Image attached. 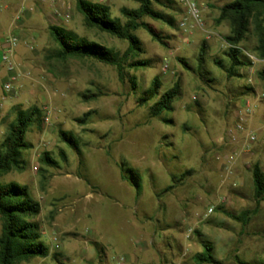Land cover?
I'll return each instance as SVG.
<instances>
[{
    "label": "rangeland",
    "instance_id": "obj_1",
    "mask_svg": "<svg viewBox=\"0 0 264 264\" xmlns=\"http://www.w3.org/2000/svg\"><path fill=\"white\" fill-rule=\"evenodd\" d=\"M65 1L71 6L62 15L49 20L43 10L34 14L37 25L23 29L33 39L21 35L14 12L0 35V40L17 37V49L26 53L17 64L22 74L13 92H4L6 74L0 70V142L14 107L37 106L42 115L40 126L26 132L24 169L1 178L26 186L40 204L35 220L49 255L22 264H127L124 254L139 250L140 243L149 248L142 261L146 264H195L193 257L204 245L220 264H264V201H255L252 179L254 164L264 174V83L257 78L264 58L255 51L252 27L239 45L250 64L238 70V77L228 78L214 63L229 66L224 37L230 27L217 18L220 7L233 0H209L202 13L207 28L186 36L177 28L178 0L154 3L153 9L173 17L175 24L142 19L162 43L143 28L135 31L141 53L127 59L122 81L114 67L50 57L56 50L50 26L119 53L128 48L126 41L86 28L77 0ZM86 1L108 6L111 17L123 23L120 10L138 7L131 0ZM135 62L147 66L130 68ZM154 79L160 83L159 95L176 83L180 89L173 110L160 118L150 117L153 102L138 105ZM84 94L97 98L84 101ZM247 103L252 113L242 124L259 140L239 153L233 150L241 149L244 134L234 144L226 137ZM87 112L86 124H78ZM60 131L74 140L80 155L61 141ZM45 152L55 167L40 163ZM122 166L139 176V193L121 179ZM210 207L214 209L207 214ZM244 211L250 212L246 225L225 215Z\"/></svg>",
    "mask_w": 264,
    "mask_h": 264
},
{
    "label": "trees",
    "instance_id": "obj_2",
    "mask_svg": "<svg viewBox=\"0 0 264 264\" xmlns=\"http://www.w3.org/2000/svg\"><path fill=\"white\" fill-rule=\"evenodd\" d=\"M138 4L136 9L122 8L120 18L111 17L108 6L86 0L76 1V10L83 17L84 26L95 29L121 41L128 43L124 53H119L112 48L105 47L86 38L79 37L76 33L61 27L50 26L49 34L56 44V50L50 55L57 61H65L73 58L78 60H92L97 63L114 67L120 81L124 78V67L130 55L141 53L139 41L134 32L143 28L157 42L162 43L161 38L142 22L143 18L162 21L170 26L175 24L173 17L166 18L163 14L155 11L152 7L159 0H131ZM181 12L180 7L176 10ZM227 21L230 32L224 37L229 46L226 53L229 66L225 67L220 61L214 63L221 68L228 78L238 77V70L250 64L241 53L239 45L245 40L250 26L256 38V52L260 58H264V0H233L220 7L217 23ZM206 46L200 47V62L203 61ZM147 66L146 62H135L130 68ZM257 78L264 83V69L257 73ZM160 83L154 79L148 89L138 99V105L142 106L153 102L150 107V117L160 118L164 112L173 110V103L180 93L179 85L176 83L172 88L159 95ZM84 101L97 98L96 94L82 95ZM13 120L7 127V131L0 142V264H22L36 258H46L49 248L43 242L40 226L35 220L40 213V204L34 201L28 188L16 183H4L1 178L12 171L24 169L22 152L28 148L25 135L32 125L40 126L41 110L37 106L27 109L14 107ZM91 112L85 113L76 122L85 125ZM59 137L73 147L77 154L80 151L74 140L65 132L60 131ZM39 161L47 167H55L56 162L49 153H43ZM121 168V179L127 181L135 190L140 191V178L133 169ZM252 179L254 187V199L256 202L264 201V174L258 164L252 167ZM225 215L246 225L249 221L250 212L244 211L238 215L225 212ZM195 264H220L212 255V248L204 245L203 250L193 257ZM262 264V263H259Z\"/></svg>",
    "mask_w": 264,
    "mask_h": 264
},
{
    "label": "built area",
    "instance_id": "obj_3",
    "mask_svg": "<svg viewBox=\"0 0 264 264\" xmlns=\"http://www.w3.org/2000/svg\"><path fill=\"white\" fill-rule=\"evenodd\" d=\"M209 0H178V4L181 9V16L177 23V28L180 34L186 36L192 33L195 29L204 30L207 27L205 20L202 17V13ZM6 0H0V10L3 8ZM23 13L22 8H18L14 20L18 24L21 21V15ZM187 41V39L185 40ZM19 40L17 37L11 35L8 37H3L0 40V70L5 72V81L3 82V90L6 93L14 91V86L18 83L19 76L22 74L19 65L13 61L14 51L18 46ZM249 60L254 61V59L247 54ZM254 107V106H253ZM244 113L240 116L239 122L233 126L229 131L226 141L229 144H234L238 139L242 138L244 134L243 146L240 150L235 148L233 151L244 153L248 152L250 145L258 142L259 137L254 132H246L243 126V122L246 120V115L252 113L249 103L243 108ZM47 121V118H45ZM213 207L207 210V214H211Z\"/></svg>",
    "mask_w": 264,
    "mask_h": 264
},
{
    "label": "crops",
    "instance_id": "obj_4",
    "mask_svg": "<svg viewBox=\"0 0 264 264\" xmlns=\"http://www.w3.org/2000/svg\"><path fill=\"white\" fill-rule=\"evenodd\" d=\"M70 6L71 2H67L65 0H6L3 8L0 10V35H4L5 30L7 29L6 25L9 17L12 16L13 12L16 15L18 8H22L23 10L21 21L18 23V29L21 30L20 32H22L21 35L23 37L27 39H33L32 34L30 32H24L23 29L35 27L37 25V19L34 16L36 12L43 10L41 11L43 12V16L50 20L54 16L62 15L64 9H70ZM25 55L26 53L21 47L18 49L16 48V50L14 51L13 61L16 64H19L23 60H25ZM140 244L139 250L135 249L134 252L124 254L123 257L126 259L127 264H140V262L141 264H146L143 263V256H146L147 252H149V248L147 247V245H145L144 248Z\"/></svg>",
    "mask_w": 264,
    "mask_h": 264
}]
</instances>
